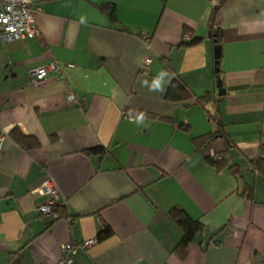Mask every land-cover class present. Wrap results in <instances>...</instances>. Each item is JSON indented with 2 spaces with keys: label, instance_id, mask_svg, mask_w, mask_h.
<instances>
[{
  "label": "crops",
  "instance_id": "0c3cea01",
  "mask_svg": "<svg viewBox=\"0 0 264 264\" xmlns=\"http://www.w3.org/2000/svg\"><path fill=\"white\" fill-rule=\"evenodd\" d=\"M220 1L34 0L39 33L0 39V264H58L64 244L90 239L74 264H264V178L253 166L264 145V0H228L214 16ZM54 61L75 67L31 80ZM174 79L192 99L166 100ZM14 129L39 146L21 147ZM47 178L63 204L57 220L37 212ZM175 210L202 225L185 251Z\"/></svg>",
  "mask_w": 264,
  "mask_h": 264
},
{
  "label": "built area",
  "instance_id": "2783aa9c",
  "mask_svg": "<svg viewBox=\"0 0 264 264\" xmlns=\"http://www.w3.org/2000/svg\"><path fill=\"white\" fill-rule=\"evenodd\" d=\"M41 6L34 0H0V39L4 42L24 40L35 37L39 33L34 14L42 12ZM188 38V37H187ZM143 39L148 43L149 38ZM150 58H146L142 67L143 73L149 72ZM74 68V64H61L58 61L30 70L29 75L34 83L39 84L51 77L63 76V68ZM68 100H74V94H68ZM3 140V139H2ZM45 203L37 208V212L49 220L60 219L59 207L63 204L58 201L59 188L52 178H47L41 184ZM70 221V220H68ZM97 240L90 239L83 242L70 241L63 245L61 258L58 264H74V256L78 250H87Z\"/></svg>",
  "mask_w": 264,
  "mask_h": 264
},
{
  "label": "trees",
  "instance_id": "16d2710c",
  "mask_svg": "<svg viewBox=\"0 0 264 264\" xmlns=\"http://www.w3.org/2000/svg\"><path fill=\"white\" fill-rule=\"evenodd\" d=\"M228 0H221L219 4L214 6L213 9V14L214 16L220 11V9L227 3ZM200 41L199 38L193 39L188 45H194ZM217 42H220V38H218ZM220 66V65H219ZM220 77V72H216V78ZM165 98L167 101L172 102V103H177V102H184L187 100H190L193 98L191 92L189 89L184 86L178 79H174L170 82L168 90L165 94ZM209 99V94H206L204 97L197 98L196 102L198 104H201L203 106L206 105L207 101ZM211 119L215 122V118L211 116ZM12 138L24 149L26 150H32L36 149L39 146L38 140L33 137V136H27L23 134L20 130L14 129L10 133ZM224 133L222 130H217L216 132L210 134L208 136V141L214 140L216 138L223 137ZM88 153H97V154H103L104 153V148L102 147H97L94 149H91L88 151ZM207 162L211 164L212 166L222 169L224 168V164L222 161H214L210 157L206 158ZM253 166L255 170L262 175L264 178V145H261L260 153L259 156L254 160ZM232 172L234 173V166H231L230 168ZM246 197L247 198H252L253 197V192L250 189L246 192ZM62 207H59L58 212H60V209ZM173 218L176 221V223L181 227L183 231V238L178 244L177 248L178 250H183L185 251L186 248L188 247L189 243H191L196 236V234L202 229V225L189 218L184 212L180 210H175L173 211ZM112 235V230L106 226L104 229L100 232L99 234V240H104L109 238ZM183 257V256H182Z\"/></svg>",
  "mask_w": 264,
  "mask_h": 264
},
{
  "label": "water",
  "instance_id": "95a60500",
  "mask_svg": "<svg viewBox=\"0 0 264 264\" xmlns=\"http://www.w3.org/2000/svg\"><path fill=\"white\" fill-rule=\"evenodd\" d=\"M210 35L211 34H209V36ZM221 56H222V46L220 44H216L214 46V60H215L216 72H220L219 65H220ZM216 87L218 89V93L220 96H223L226 94V91H225L224 86H223V80L220 77H218L216 80Z\"/></svg>",
  "mask_w": 264,
  "mask_h": 264
},
{
  "label": "rangeland",
  "instance_id": "374dc122",
  "mask_svg": "<svg viewBox=\"0 0 264 264\" xmlns=\"http://www.w3.org/2000/svg\"><path fill=\"white\" fill-rule=\"evenodd\" d=\"M220 141V140H219Z\"/></svg>",
  "mask_w": 264,
  "mask_h": 264
}]
</instances>
